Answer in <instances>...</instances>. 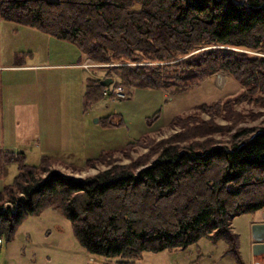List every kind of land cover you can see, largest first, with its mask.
<instances>
[{
	"label": "trees",
	"instance_id": "trees-1",
	"mask_svg": "<svg viewBox=\"0 0 264 264\" xmlns=\"http://www.w3.org/2000/svg\"><path fill=\"white\" fill-rule=\"evenodd\" d=\"M0 18L73 43L109 66L115 86L177 91L220 73L244 89L237 102L264 103V0H0ZM100 82L87 80V101L104 96ZM214 110L234 122L228 144L208 136L232 127L178 116L171 124L181 131L128 165L111 166L102 150L92 159L108 167L86 180L50 172L46 155L31 166L20 152L2 153L0 170L15 164L17 174L0 189V240L11 242L22 221L49 209L90 255L115 264L202 238L223 240L242 264L231 221L264 210V127L237 126L229 102ZM110 116L104 128L122 125Z\"/></svg>",
	"mask_w": 264,
	"mask_h": 264
},
{
	"label": "rangeland",
	"instance_id": "rangeland-1",
	"mask_svg": "<svg viewBox=\"0 0 264 264\" xmlns=\"http://www.w3.org/2000/svg\"><path fill=\"white\" fill-rule=\"evenodd\" d=\"M13 26L16 30L14 50L22 49V57L32 59L28 63L59 65L48 71H38L36 75H26V82L18 80L20 83L17 87L31 83L28 90L31 93L33 85L41 81L43 76H56L53 91L48 87L50 81L45 84V89L39 91L48 104L37 107L33 105V99H29L14 105L11 111L14 113V116L13 113L11 115L13 122L15 119V123L20 125L19 129L8 131L5 142L13 146L14 151L22 153L28 165L38 166L41 158L46 155L51 160L50 172L66 178L86 180L106 169L110 160L111 166L128 165L149 152V143H160L181 131L178 125L173 127L171 124L178 116L183 119L192 117V123L213 121L220 126L232 127L225 133L216 132L208 136L228 144L231 134L236 130L234 122L225 119L227 113L220 114L214 110L220 106L225 107L227 102L231 104L234 113L240 115L237 126L264 127V103L254 100L237 102L244 89L233 78L220 73L177 91L171 88H131L123 85L125 96L122 99L105 94L96 101H87L85 94L88 79L118 80L116 74L108 76L109 66L96 64L84 53H80L73 43L48 37L24 26ZM234 50L262 56L253 51ZM205 104L215 108L203 111L201 108ZM155 114L158 116L154 117ZM108 116L120 120L122 125L118 128H104L101 120ZM130 142L135 144L128 146ZM102 150L110 151L104 154L106 163L92 159ZM88 159L91 160L87 164L85 161ZM153 159H149V162L152 163ZM16 174L15 164L7 165L4 170L1 168L0 189L11 183ZM47 175L42 176L45 178ZM261 221H264V210L255 215L235 216L231 221L232 230L239 238L242 264H254L251 227L253 223ZM226 248L223 240L214 244L202 238L185 250L144 253L135 264H240L225 253ZM0 264L115 262L90 255L77 242L70 223L57 212L45 209L39 215L22 221L11 242L0 240Z\"/></svg>",
	"mask_w": 264,
	"mask_h": 264
},
{
	"label": "crops",
	"instance_id": "crops-1",
	"mask_svg": "<svg viewBox=\"0 0 264 264\" xmlns=\"http://www.w3.org/2000/svg\"><path fill=\"white\" fill-rule=\"evenodd\" d=\"M13 25L14 24L5 22L0 18V156L2 155L3 152H16L14 151L13 146L8 145V143L5 142L8 131L19 129L18 126L20 125V123L18 122L15 123V119L13 122V118L11 116L13 113L11 111L14 105H19V102H21L22 104L23 101L25 102L28 101L29 99H33V105L37 107L38 106L40 107L45 103L48 104L47 99L45 101V98L42 97L39 91H41L43 88L45 89L46 86L45 84L47 83V81H50L48 82L49 83L48 87L53 91L54 88L53 82H55L56 76L55 78L53 74H49L48 78L47 76H43L41 78V81L36 82L39 85L38 87H36V83L33 85L31 93L28 92L29 85L31 83L29 85H26L25 87H17V84L20 83V81L18 80H22L23 82L24 81L26 82L25 79L28 76L36 75L38 71H44V70L48 71L51 68H56L59 66L50 63L47 65L28 63L27 61H31L32 59L23 58L22 57L23 54H21L22 49L14 50L15 49L14 37L16 30L13 28L14 27ZM19 31L21 30H18V32ZM18 52L20 55L18 54ZM43 66H47V67H43ZM52 100L55 101V99ZM11 136L13 139V134H11ZM251 245H252V241H251Z\"/></svg>",
	"mask_w": 264,
	"mask_h": 264
},
{
	"label": "water",
	"instance_id": "water-1",
	"mask_svg": "<svg viewBox=\"0 0 264 264\" xmlns=\"http://www.w3.org/2000/svg\"><path fill=\"white\" fill-rule=\"evenodd\" d=\"M111 78H107L100 82L101 86L106 87L112 83ZM97 122V120H95ZM251 239L254 242L252 246V255L258 258L259 261L254 264H261L264 262V223H255L251 227ZM262 261V262H260Z\"/></svg>",
	"mask_w": 264,
	"mask_h": 264
},
{
	"label": "built area",
	"instance_id": "built-area-1",
	"mask_svg": "<svg viewBox=\"0 0 264 264\" xmlns=\"http://www.w3.org/2000/svg\"><path fill=\"white\" fill-rule=\"evenodd\" d=\"M123 89L121 88V87H113V86H110V87H108L107 89H105V92H109V93H112L114 96H116V97H118V98H120V99H122L124 96H125V94L123 93V91H122Z\"/></svg>",
	"mask_w": 264,
	"mask_h": 264
},
{
	"label": "flooded vegetation",
	"instance_id": "flooded-vegetation-1",
	"mask_svg": "<svg viewBox=\"0 0 264 264\" xmlns=\"http://www.w3.org/2000/svg\"><path fill=\"white\" fill-rule=\"evenodd\" d=\"M256 223H257V222H256ZM259 223H264V221H261V222H259ZM253 244H254V242L252 241V245H251V247L253 246ZM257 261H259V259H258V258H255L254 262H257ZM260 262H262V261H260ZM261 264H264V262H262Z\"/></svg>",
	"mask_w": 264,
	"mask_h": 264
},
{
	"label": "bare ground",
	"instance_id": "bare-ground-1",
	"mask_svg": "<svg viewBox=\"0 0 264 264\" xmlns=\"http://www.w3.org/2000/svg\"><path fill=\"white\" fill-rule=\"evenodd\" d=\"M100 85H101V84H100ZM102 87H103V86H102ZM103 88H104V89H103V95H105V93H106V92H105V89H106V88H105V87H103Z\"/></svg>",
	"mask_w": 264,
	"mask_h": 264
}]
</instances>
